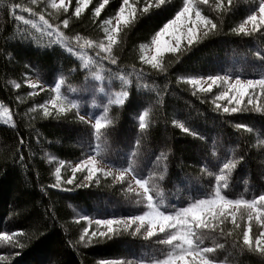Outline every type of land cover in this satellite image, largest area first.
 I'll list each match as a JSON object with an SVG mask.
<instances>
[{
  "label": "trees",
  "instance_id": "16d2710c",
  "mask_svg": "<svg viewBox=\"0 0 264 264\" xmlns=\"http://www.w3.org/2000/svg\"><path fill=\"white\" fill-rule=\"evenodd\" d=\"M141 1L106 53L100 47L105 24L122 0H107L98 14L95 9L105 0H95L79 15L73 2L53 17L40 2L0 0V103L11 118L0 122V264H149L172 251L160 243L165 234L156 231L146 238L143 228L117 227L110 234L88 236L86 230L96 226L88 228L89 220L134 217L146 209L147 199L129 179L100 176L83 185L67 184L66 176L56 180L58 161L78 162L94 153L109 167L154 183L149 194L166 212L214 195L224 183L217 180L221 175L226 176L228 187L221 194L227 199L250 200L264 192V94L259 91L251 105L245 100L241 111L224 113L218 89L198 91L189 82L196 77L264 78V27L251 28L249 35L233 31L255 11L257 0H221L219 7L216 0H193L216 27L210 24L198 42L163 53L157 67L143 62L141 46L175 17L183 0ZM29 76L44 85L43 92L26 83ZM57 83L61 98L71 101L64 111L45 104ZM125 92L123 105L110 103ZM145 112L146 128L140 130L139 116ZM96 113L106 117L99 130L80 119ZM226 162H235L230 172L222 171ZM75 179L79 183V176ZM225 212L235 214V223L228 214L212 221L214 230L197 232L201 247L214 249L207 258L264 264V254L242 242L250 224L256 247L264 218L257 222L253 214L249 221L243 207Z\"/></svg>",
  "mask_w": 264,
  "mask_h": 264
},
{
  "label": "snow or ice",
  "instance_id": "6c2138e0",
  "mask_svg": "<svg viewBox=\"0 0 264 264\" xmlns=\"http://www.w3.org/2000/svg\"><path fill=\"white\" fill-rule=\"evenodd\" d=\"M33 3H36V0H32ZM206 2V0H205ZM258 2V12L259 16L256 14V11H253L252 14L248 15L244 23L239 25V28H234L233 31L237 34L243 33L245 35H249L250 33L246 30L245 24L251 22L252 24V31H258L260 27H264V0H257ZM89 3V0H77V6L75 8V12L77 15L81 12V6H86ZM105 3H107V0H105ZM123 3L125 5L128 4V0H123ZM160 4H164L165 0H159ZM229 4H231V0H229ZM54 8H60L63 11L67 12V7L65 6V0H60L59 5L56 3H53L52 5ZM104 5H101L100 7L96 8L95 11L98 14L101 10V8ZM17 9H19V6L17 5ZM21 11H30V10H21ZM145 12L148 11L147 8L144 9ZM191 11V0H183V8L180 11H177L175 15V19L172 21H169L166 23L161 31L157 33V36L162 35L164 32H167L168 29H170L173 25H179L181 18H187L188 13ZM120 12H124V8L122 7L120 9ZM20 20H23V16L16 17ZM196 18L197 20L202 23L205 27H207L208 24H211L212 28H215L216 25L211 22V20H208L207 18H204L201 16V13L199 11L196 12ZM41 20H43V16L40 17ZM45 24H47V21H44ZM119 24V21H118ZM64 27H67L68 21H63ZM49 27H51L49 25ZM105 32H109V29H105ZM79 39V37H77ZM177 41L179 42V37H177ZM187 41L188 44L191 45L194 42H198L196 39V33L193 30V28H188V35H187ZM157 44L156 51L159 53L161 51L159 46V41H154ZM114 43V38L109 35L108 36V46L105 47L104 45H100V47L104 48L105 52L110 53L111 52V46ZM143 47V46H141ZM69 52H72L71 48L67 49ZM176 48H168L167 51L169 52H175ZM257 56L260 57V54L257 53ZM261 59H264V57H260ZM156 57H153V60H155ZM113 64L116 63V61L113 59L111 61ZM87 63L84 64V67L87 68ZM157 64H153V67H157ZM210 80L213 81V83H216V81L221 80L222 78L219 76L216 77H209ZM227 82V81H225ZM193 84H197L198 81L193 80ZM33 88L37 87V85H31ZM16 88H19V84H15ZM61 85L57 83L55 85V90L57 92L60 91ZM211 85H209V88L207 91H211ZM229 87L233 91L234 95L229 96L227 92L221 93L220 97L218 98H227L229 103L235 102L236 105H240L245 97H247V103L249 105L253 104V95H256L257 88L260 89V93L264 94V78L260 79H249L247 81H242L237 77L234 83L230 84ZM41 90H43L41 88ZM201 91H204V89H201ZM128 93H123L122 97L117 96V98L114 101H110V103H114L117 105H123L125 103V99L127 98ZM71 103V101H69ZM75 107L76 105H72ZM242 109L239 107H232L229 109L228 107H225L223 109L224 113H236L238 111H241ZM257 111L260 109L257 108ZM105 116L107 115V109H104ZM50 114V113H45ZM147 116V112H145L143 115L139 116V129L144 130L146 128L145 123V117ZM81 120H84V117H80ZM103 127V125L100 122V119H96L95 122V129L99 130ZM182 127V126H181ZM239 128H244V125H237ZM183 131L188 132V128H183ZM247 131H252L251 128H248ZM22 143V141H21ZM261 143H264L262 141ZM85 165H90L92 163L91 157H89L88 160L83 162ZM235 167V162H226L223 163L222 171L230 172ZM84 169L81 168L80 165H77V167L73 170V177L75 176L76 171H83ZM57 173H59V169L56 170ZM97 172V169L92 166L88 167V175L85 177V179L91 181L93 177L95 176ZM105 175H108V173H105ZM57 180L60 179L59 175H57ZM123 179V175L120 177ZM163 179V177H160ZM218 181H223L219 187L216 188V191L214 193L215 199H200L193 203L190 207L183 208L179 211L175 212V215L172 214H165L164 211L159 210L156 206H154L153 203V197L150 195L151 189L155 188L156 185L153 183L151 186H149V181L144 179H137L136 184L139 185L140 188L143 189V194L147 197V207L151 209V211H145L143 215H137L130 219V223H136L137 221L141 222V225L145 221L149 224V229L147 231V237L150 238L154 235H157L156 232L153 231L152 226L153 225H159V233H163L166 235V239L160 241V243L166 244L171 246L172 251L168 254L167 258L164 261H154L153 264H214V261L207 258V254L214 251L213 248L210 247H201V244L203 243V240L201 236L197 235V232L204 231V230H214L215 225L212 223V221H215L220 216H224L227 218L228 214L232 215L233 223H235L236 217L234 213L225 212V209H228L229 206H232L236 209H240L243 207L248 214V220L251 221L253 218V214L255 215V218L257 222L261 221L262 218H264V192H261L259 195L254 196L252 199H227L225 196L221 195V189H226L228 187L226 182V176L221 175L217 177ZM68 183H72V180L69 179ZM55 187V185H53ZM219 205V208L215 211L213 208L216 205ZM205 209H207L205 211ZM98 225H107L108 233H101V235L110 234L113 232V225L119 224L121 221H114L112 219L108 220H98L96 221ZM128 226L127 224L125 225ZM239 227V225H237ZM180 229V231H177V229ZM87 231V230H86ZM139 231V228H137V232ZM251 225L245 229L243 232V244L249 248L251 251H259L260 253L264 254V231H262L259 236L256 237L255 245L256 247L253 248L252 244V238H251ZM93 236L96 235L95 232L92 233ZM84 236H81V241L84 240ZM4 239H7L6 236H4Z\"/></svg>",
  "mask_w": 264,
  "mask_h": 264
},
{
  "label": "rangeland",
  "instance_id": "374dc122",
  "mask_svg": "<svg viewBox=\"0 0 264 264\" xmlns=\"http://www.w3.org/2000/svg\"><path fill=\"white\" fill-rule=\"evenodd\" d=\"M93 1H95V0H89V3L87 5L91 4V2H93ZM137 1L138 0H128L127 5H125L123 3L122 6L120 7V9L123 7L124 12L121 13L120 9H119L113 17H111L110 19L107 20V22L105 24V29H109V32H107V33L105 32V39L103 41L104 46H106V47L108 46V36L109 35H111L114 38V42H115L116 33L119 31L120 27L123 24L127 23L134 16L135 11H136ZM150 1L151 0H142L141 2L145 3V2H150ZM156 1L159 3V0H156ZM38 2H40V4H43V7H42L43 9L48 8L47 10H48V16L49 17H53V15H59L60 16V13L64 12L62 9L54 8L52 6L53 3H56L57 5H59L60 0H47V1L46 0H36V3H34V4H37V6H38L39 5ZM73 2H74V6L76 8L77 0H65V6L68 8L71 4H73ZM215 2H216V7L222 6V4H223L221 2V0H216ZM31 4H32V0H31ZM104 4H105V2H101V4L98 7H100L101 5H104ZM87 5L86 6L82 5L81 11H83L87 7ZM194 8L195 7L193 4V0H191V11L188 13L187 18L182 17L179 25H173L170 29H168L167 32H164L162 35L157 36V33H159L161 31V29L163 28L162 27L160 30H158L155 33V35L152 37L151 41L142 47L141 54H142V59H143L144 63H151L152 65L157 64L156 62L158 61L159 57L163 53L169 52V51H167L168 48H176L177 49L180 46V44H182V43L188 44L187 35H188V28H190V27L193 28V30L195 31L196 39H198V37H200L202 35L204 30H206L210 24H208L207 27H205L202 23H200L196 18V12L198 11V9H196V8L194 9ZM255 11H256V14L259 16L258 6L255 9ZM95 14H97L96 11H95ZM174 19H175V17L172 20H174ZM172 20H170V21H172ZM245 20L240 22V24L244 23ZM118 21H119V24H118ZM252 27L253 26H252L251 22L245 24V28L247 31L251 30ZM238 28H239V26H238ZM35 32L40 33V30L35 28ZM177 37H179V42L177 41ZM156 40L159 41V46L161 49V51L159 53H157V51H156L157 44L154 42ZM153 57H156V59L153 60ZM219 77H221L222 79L216 81V83H213V81L210 80L209 77H196V78L190 79L189 82L191 84H193L192 83L193 80L198 81L197 84H193L194 88L198 91H201V89H204V91H207V89L209 88V85H211L212 86L211 89H218L217 98L220 97L221 93H224V92H227L229 96L234 95V93L231 90V88L229 87V85L234 83L235 80L237 79V77H230V76H219ZM239 79H241L242 81L249 80V79L241 78V77H239ZM225 81H227V82H225ZM26 83L30 86L33 84L37 85V87L34 88L36 93L37 92H43V90H41V86H44V85L42 83H40L33 76H29L27 78ZM42 88H44V87H42ZM50 90H51L50 91L51 94L47 96L48 98L46 99V102H45V104L47 106H49L50 109H56L57 111H64L65 109H68L71 107V105L69 103H65V101L61 98L59 93L55 90V87L51 88ZM259 91H260V89L257 88L256 95H253V97H252L253 102L257 98V94ZM113 99H114V97L110 95V100H113ZM247 99L248 98L245 97L240 105H236L234 101L232 103H229L227 98H218V100H220V103L225 102V104H224L225 107L228 105L231 108L241 106L243 103H246L244 101L245 100L247 101ZM99 102L101 104H103L104 99H99ZM83 117L85 119H87L89 122H91V124L94 127H95L96 119H100V122L102 125H104L106 123V117L104 115H99L98 113H96V115L93 118L88 116V115H83ZM0 122L1 123H10L11 122L10 113H9L8 108L3 106L1 103H0ZM177 125L180 127L182 126L180 123H177ZM181 128L183 129L184 127L182 126ZM89 157H91L92 163L90 165H85L83 162L88 160ZM77 165H80L81 168H83L84 170L83 171H76L75 176L73 177V170L77 167ZM92 166H94L97 169V172H96L95 176L93 177V179H98V178H100V176H110L114 179L115 182H121L124 179H129L132 183L131 184L132 189L143 194V189L140 188L138 184H136L137 178L130 175L128 173V171H126V170H116V169L109 167L106 163H104L94 153L87 154V155L83 156V158L78 162H73V163H68V164H63V162H61V161L56 162V164L54 166V174L56 177H57V175H59L60 179H63L66 176V181H67L66 183L67 184L83 185V184L89 183V180L85 179V177L88 175V167H92ZM57 169L60 170L59 173H57V171H56ZM62 171L64 172L63 175H62ZM105 173H108V175H105ZM80 174H83V175L80 176ZM122 175H123V179L120 178ZM78 176L80 178V181H79V183H76L75 178ZM69 179L72 180V183H68ZM56 180H57V178H56ZM144 197H145V199H147V197L145 195H144ZM201 199H215V197H214V195H212L208 198H201ZM191 205H188L184 208L190 207ZM154 206L159 208L155 203H154ZM218 208H219V205L217 204L213 208V210L215 211ZM234 209H235L234 207L229 206V208L225 209V211L226 210H234ZM159 210L164 211L165 214H172V215H175V212H176V211L166 212L165 210H162L160 208H159ZM206 210L207 209H205V211ZM145 211H151V209H149L146 205V209L139 215H143ZM177 211H179V210H177ZM131 218L132 217L124 218L121 220L115 219L114 221H121V223L114 224L113 230H115L117 227H125V228L131 227L133 230L137 229V228H139V229L143 228L144 229L143 234L147 235V231L149 229V224L147 223V221H145L143 223V225H141V222H139V221H137L136 223H130L129 224V221ZM89 224H96V226H95V228H92V227L89 228ZM126 224L128 225L127 227L125 226ZM87 225H88L87 227L89 228L86 231L88 236H92L93 232H95L96 234L108 233L107 225H98L96 223V221L93 222L92 220H89ZM152 229L154 232L159 231V225H153ZM177 231H180V229L178 228ZM262 246H264V245H262ZM166 258L159 260V261H164ZM149 264H153V262L149 263ZM214 264H223V263H214Z\"/></svg>",
  "mask_w": 264,
  "mask_h": 264
}]
</instances>
